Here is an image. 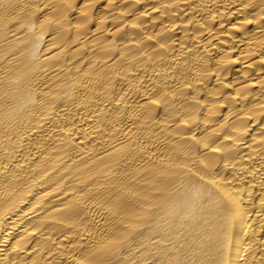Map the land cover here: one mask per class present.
Instances as JSON below:
<instances>
[{
  "label": "bare ground",
  "instance_id": "1",
  "mask_svg": "<svg viewBox=\"0 0 264 264\" xmlns=\"http://www.w3.org/2000/svg\"><path fill=\"white\" fill-rule=\"evenodd\" d=\"M0 264H264V0H0Z\"/></svg>",
  "mask_w": 264,
  "mask_h": 264
}]
</instances>
